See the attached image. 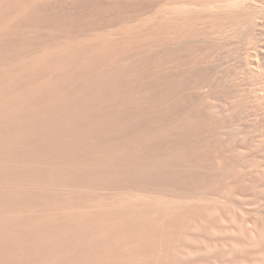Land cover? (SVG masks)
<instances>
[{"label": "rangeland", "instance_id": "374dc122", "mask_svg": "<svg viewBox=\"0 0 264 264\" xmlns=\"http://www.w3.org/2000/svg\"><path fill=\"white\" fill-rule=\"evenodd\" d=\"M0 264H264V0H0Z\"/></svg>", "mask_w": 264, "mask_h": 264}, {"label": "bare ground", "instance_id": "6f19581e", "mask_svg": "<svg viewBox=\"0 0 264 264\" xmlns=\"http://www.w3.org/2000/svg\"><path fill=\"white\" fill-rule=\"evenodd\" d=\"M209 6V5H208ZM211 7V6H210ZM94 52V51H92ZM90 58V57H89ZM73 61V60H72ZM95 62V61H94ZM80 63V62H79ZM84 69V68H83ZM88 70V69H87ZM86 72V71H85ZM96 74V72H95ZM98 74V73H97ZM57 76V75H56ZM59 78V77H58ZM73 78V77H72ZM88 82V81H87ZM45 83V82H44ZM86 83V82H85ZM130 110V109H129ZM125 111V110H124ZM130 112V111H129ZM120 113V112H119ZM119 113H116V114H119ZM96 115V114H95ZM112 116V115H111ZM138 117V116H137ZM94 119V118H93ZM118 123V122H117ZM116 124V123H115ZM81 126V125H80ZM86 130V129H85ZM100 134V133H99ZM119 145V144H118ZM112 146V145H111ZM81 148V147H80ZM133 148V147H132ZM78 153V152H77Z\"/></svg>", "mask_w": 264, "mask_h": 264}]
</instances>
